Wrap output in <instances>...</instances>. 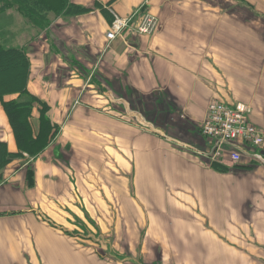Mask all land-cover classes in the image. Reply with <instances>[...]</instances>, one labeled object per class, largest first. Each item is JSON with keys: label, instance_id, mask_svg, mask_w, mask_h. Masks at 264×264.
Returning a JSON list of instances; mask_svg holds the SVG:
<instances>
[{"label": "crops", "instance_id": "1", "mask_svg": "<svg viewBox=\"0 0 264 264\" xmlns=\"http://www.w3.org/2000/svg\"><path fill=\"white\" fill-rule=\"evenodd\" d=\"M56 1L25 43L0 27V47L25 53V90L46 104L54 132L44 137L34 105L37 152L20 155L2 107L20 94L0 97V264H264V165L197 153L207 104H245L223 87L245 82L239 62L260 53L248 42L264 49V0L50 7ZM134 13L157 20L151 35L132 24L108 38L116 19ZM88 231L117 254L125 245L127 259L99 258ZM24 247L35 252L26 258Z\"/></svg>", "mask_w": 264, "mask_h": 264}, {"label": "rangeland", "instance_id": "2", "mask_svg": "<svg viewBox=\"0 0 264 264\" xmlns=\"http://www.w3.org/2000/svg\"><path fill=\"white\" fill-rule=\"evenodd\" d=\"M39 1L40 2L37 3V0H0V27L6 28V32H1V34H6L7 38H11L13 42L15 40L18 43V41L23 40L22 42L25 43L30 38L35 36L39 31H41L42 27L46 26V14L48 10H54L55 7L58 6V1L54 2L53 6L51 7L48 3L50 0ZM52 3L50 4L52 5ZM247 51H258L260 53L245 54V58L247 59L246 63L243 64L239 62L241 67L246 68V73L240 72V77L245 80V82L232 79V84L234 87L230 86L229 88H223H225L229 93L232 92V95L237 98V100L245 102V105H247L250 110L254 109V111L259 113L260 116H264V49L257 50V48L251 46L248 42ZM79 75L85 77L89 84H91L92 80L94 79L93 72L87 71L86 73V71H83L80 72ZM20 99L25 101L24 99L26 98L23 96ZM34 105L37 104L35 103ZM254 122L256 126L264 129V125H262V123H258L257 118ZM86 236L87 239H90L92 242H94L91 244L96 245H93L94 247H92V252H95L99 258L114 263H121L127 259L125 256H123L126 254L125 245L120 248L122 250V254L120 255L114 251L107 240L108 238H106L101 232L88 231L86 232ZM31 249L34 248L28 249L24 247V257L29 258L31 256ZM36 254L39 258V254ZM129 260L134 262L133 259ZM135 264L142 263L136 262Z\"/></svg>", "mask_w": 264, "mask_h": 264}, {"label": "built area", "instance_id": "3", "mask_svg": "<svg viewBox=\"0 0 264 264\" xmlns=\"http://www.w3.org/2000/svg\"><path fill=\"white\" fill-rule=\"evenodd\" d=\"M137 16L134 13L129 18L116 19L108 38H114L132 24L140 33L151 35L157 20L148 13H141L137 22ZM206 111V118L199 128L205 148L197 151L201 157L226 166L244 160L264 165V129L252 121L247 105L211 101Z\"/></svg>", "mask_w": 264, "mask_h": 264}, {"label": "trees", "instance_id": "4", "mask_svg": "<svg viewBox=\"0 0 264 264\" xmlns=\"http://www.w3.org/2000/svg\"><path fill=\"white\" fill-rule=\"evenodd\" d=\"M28 74V60L22 50L0 47V97L8 92H17L25 101L17 99L2 102V107L9 119L20 155L32 156L36 154V141L32 138L29 125V116L34 104H39L41 113L42 132H53V127L46 118L47 106L37 98L29 95L25 90V81ZM44 130V131H43ZM41 137V138H44ZM34 148V149H33Z\"/></svg>", "mask_w": 264, "mask_h": 264}, {"label": "bare ground", "instance_id": "5", "mask_svg": "<svg viewBox=\"0 0 264 264\" xmlns=\"http://www.w3.org/2000/svg\"><path fill=\"white\" fill-rule=\"evenodd\" d=\"M216 164H218V163H216ZM219 165H221V164H219Z\"/></svg>", "mask_w": 264, "mask_h": 264}]
</instances>
